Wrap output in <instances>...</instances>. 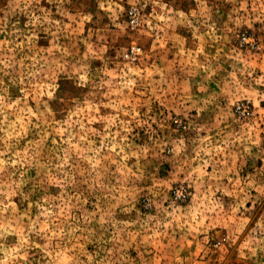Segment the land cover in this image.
Here are the masks:
<instances>
[{
    "label": "rangeland",
    "instance_id": "374dc122",
    "mask_svg": "<svg viewBox=\"0 0 264 264\" xmlns=\"http://www.w3.org/2000/svg\"><path fill=\"white\" fill-rule=\"evenodd\" d=\"M0 264H264V0H0Z\"/></svg>",
    "mask_w": 264,
    "mask_h": 264
},
{
    "label": "built area",
    "instance_id": "2783aa9c",
    "mask_svg": "<svg viewBox=\"0 0 264 264\" xmlns=\"http://www.w3.org/2000/svg\"><path fill=\"white\" fill-rule=\"evenodd\" d=\"M236 109L241 115L248 116L250 114L251 106L248 101H241L237 104Z\"/></svg>",
    "mask_w": 264,
    "mask_h": 264
}]
</instances>
